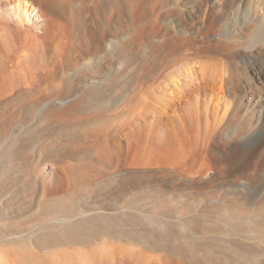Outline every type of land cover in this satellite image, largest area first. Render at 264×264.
I'll return each mask as SVG.
<instances>
[{
  "label": "bare ground",
  "instance_id": "obj_1",
  "mask_svg": "<svg viewBox=\"0 0 264 264\" xmlns=\"http://www.w3.org/2000/svg\"><path fill=\"white\" fill-rule=\"evenodd\" d=\"M91 78L97 85L84 87ZM107 91L114 93L106 97L111 113L74 115ZM45 107L56 108L48 122L89 130L98 139L89 152L117 168L115 177L144 169L184 190L211 172L212 187L236 190L248 169L246 204L259 205L264 148L254 164L251 158L264 143V0H0V128L20 136L26 112ZM48 158L40 164L44 176L52 173ZM97 208L81 202L79 215ZM61 264L188 263L103 241L75 249Z\"/></svg>",
  "mask_w": 264,
  "mask_h": 264
},
{
  "label": "rangeland",
  "instance_id": "obj_2",
  "mask_svg": "<svg viewBox=\"0 0 264 264\" xmlns=\"http://www.w3.org/2000/svg\"><path fill=\"white\" fill-rule=\"evenodd\" d=\"M215 40L216 37L211 42ZM97 80L86 79L83 86H95ZM110 92L107 91L102 98H87L91 105L86 106L89 111L83 106V110L79 109L82 112L73 111L74 115L81 117L101 110L109 113L108 108H114L113 99L106 98L114 96ZM74 97L73 101L79 96ZM64 101L67 102L54 103L62 108L72 99L67 103ZM107 102L111 103V108ZM54 108L49 110L52 112ZM33 110L26 112L24 126H27L20 133L24 132L22 135L13 137L17 138L16 141L0 128V264H61L62 258L73 254L75 249L99 246L103 241L135 248L139 252L143 250L146 254L183 258L188 264L263 262L264 202L257 206L246 204L249 183H246L245 173L248 169L242 170L241 185L236 190L226 189V184L212 187L217 181L212 180L211 172L208 173L212 177L210 180L195 185L187 181L184 190H179V184L164 177L150 176V171L144 169L130 171L125 178L121 175L115 177L116 170L114 174L111 172L117 168L103 162V156L97 157L96 153L89 152L90 145L98 141L89 130L68 126L64 120L54 124L48 122L52 117L46 107L42 111H48L47 115L41 110ZM40 119L44 120L43 124ZM21 136L24 145L18 139ZM29 137L32 141L29 139L31 142L28 140V143ZM26 144L33 145L28 147ZM19 146L28 148L24 150ZM260 148H264V143L259 147V154L257 152L256 157L251 158L253 164L262 152ZM47 156L51 157L47 159L48 163L52 162V173L48 177L40 171L41 162ZM99 158L102 162L98 161ZM60 165L65 166V170ZM41 186L51 188V193L44 196ZM212 188H216L213 199L210 197ZM81 202L98 208L82 217L79 215Z\"/></svg>",
  "mask_w": 264,
  "mask_h": 264
}]
</instances>
